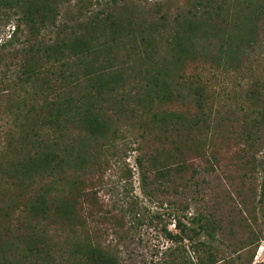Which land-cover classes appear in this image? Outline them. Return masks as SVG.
I'll list each match as a JSON object with an SVG mask.
<instances>
[{
  "label": "rangeland",
  "instance_id": "1",
  "mask_svg": "<svg viewBox=\"0 0 264 264\" xmlns=\"http://www.w3.org/2000/svg\"><path fill=\"white\" fill-rule=\"evenodd\" d=\"M58 11V29L47 38L65 25L68 35L58 41L87 36L95 15L119 23L123 36L135 34L136 47L122 37L111 56H100L107 67L111 57L110 69L119 73L112 98L123 101L117 109L105 94L96 105L98 119L112 120L102 145L112 144L117 125L122 131L84 173L72 209L63 204L59 224L42 221L43 241L41 230L24 225L28 193L0 172V264H81L73 250L84 243L120 264H264V0H61ZM7 12L0 45L19 21ZM155 70L170 95L149 110L137 98ZM6 104L0 103L2 123ZM155 112L166 121L150 123ZM160 151L158 171L145 163L142 184L135 159ZM192 220L213 239L202 233L180 240L175 222L195 229ZM4 226L12 233L5 235ZM164 226L178 239H166ZM32 246L45 250L31 256Z\"/></svg>",
  "mask_w": 264,
  "mask_h": 264
},
{
  "label": "trees",
  "instance_id": "2",
  "mask_svg": "<svg viewBox=\"0 0 264 264\" xmlns=\"http://www.w3.org/2000/svg\"><path fill=\"white\" fill-rule=\"evenodd\" d=\"M60 1L0 0V17H7V11L19 16L12 38L0 45V103H7L5 110H1L4 118L7 116L6 122L2 123L4 119L0 118V137L3 135L4 139L0 143V172L15 179L18 190L28 193L22 211L27 216L24 225L27 230H41V241L44 238V231L39 228L42 221L46 220L47 225L59 224L57 220L61 218L59 213L65 206L63 204L72 209V204L80 195L85 183L84 173L93 166L92 163L100 162L98 157L102 147L113 148L114 139L119 137L116 133L122 131L117 125L112 130V144L102 145L101 140L107 138L112 120L98 119L96 105L105 94L110 96L116 91L119 73L111 71V57L107 67L104 64L108 61L100 60V56H111L122 37L130 46L136 47L135 34L123 36L119 23L106 22L96 15L91 18L87 36L67 37V25L63 24L65 30L59 29L55 38H47L46 32L54 34L53 31L58 29L56 21ZM60 33L67 34L61 42L58 41ZM145 33L141 31V39L146 43L149 36ZM162 76L156 70L150 74L145 94L137 98L138 103L147 101L149 110L154 100L160 102L170 95L166 93L168 85ZM93 90L95 95L91 92ZM110 97L118 104L117 109L123 106V101L112 98V94ZM165 121L155 112L150 123ZM171 130L169 127L164 132ZM93 143L97 149L91 148ZM136 149L141 151L140 144ZM162 152L158 156L135 159L142 184L147 185L145 163L149 164V170L158 171L156 165ZM168 174L169 171L165 176ZM143 193L146 195L144 187ZM14 205L11 203L6 207L7 211H3L5 219L11 216L9 209ZM51 209L54 216L50 214ZM195 224V229H187L179 221L175 222L174 226L184 235L180 240L193 241L202 233L213 239L205 226ZM5 228L8 229L5 235L12 233L9 227ZM163 230L166 239H178L165 226ZM186 232H190L191 236ZM32 247L28 249L31 256L45 250L43 247ZM80 247V251L73 250L75 255L80 253L78 263L120 264L114 256L89 243Z\"/></svg>",
  "mask_w": 264,
  "mask_h": 264
}]
</instances>
